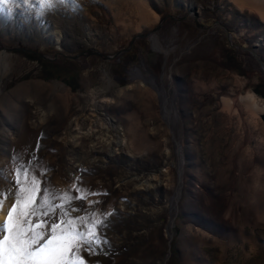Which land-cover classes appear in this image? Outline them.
<instances>
[{
    "label": "rangeland",
    "instance_id": "obj_1",
    "mask_svg": "<svg viewBox=\"0 0 264 264\" xmlns=\"http://www.w3.org/2000/svg\"><path fill=\"white\" fill-rule=\"evenodd\" d=\"M55 8L0 7L4 220L24 165L38 201L86 194L63 219L106 218L87 264H264V0ZM60 219L33 222L47 235Z\"/></svg>",
    "mask_w": 264,
    "mask_h": 264
},
{
    "label": "snow or ice",
    "instance_id": "obj_2",
    "mask_svg": "<svg viewBox=\"0 0 264 264\" xmlns=\"http://www.w3.org/2000/svg\"><path fill=\"white\" fill-rule=\"evenodd\" d=\"M71 2L78 5L79 0ZM21 3L31 7L32 0H0V7H6L11 12L14 6ZM66 3L68 0H38L40 14L45 9ZM15 172V200L6 219L0 222V232L3 233L0 236V264H87L81 253L91 255L108 243L101 232L106 223L103 215L97 218V214L92 213L63 219L70 215L68 204L73 199L84 200L86 194L71 197L65 192L58 197L63 203L54 204L52 194L44 190L38 201L41 180L24 165L17 167ZM29 173H32L31 179H28ZM22 174L24 179H21ZM11 194V190L0 191V209L4 198ZM57 210L60 222L53 220L46 235L45 224L34 223L33 218L55 215Z\"/></svg>",
    "mask_w": 264,
    "mask_h": 264
},
{
    "label": "bare ground",
    "instance_id": "obj_3",
    "mask_svg": "<svg viewBox=\"0 0 264 264\" xmlns=\"http://www.w3.org/2000/svg\"><path fill=\"white\" fill-rule=\"evenodd\" d=\"M54 15L59 17L57 8L54 9ZM89 36H90V38L94 39L96 37V32L95 31H89ZM60 38L61 37L59 36L58 39H60ZM161 94H162V104L170 112L171 116L175 120H177L178 116H179V108L177 106V101H176L175 97L174 98L169 97L167 89L165 87L161 88ZM243 101L246 103V106L248 108H257L258 109V108H260V106H262V105H260L261 103L258 101V98H257L256 94H254V93L248 94L246 97L243 98ZM181 175L183 176V171H181ZM181 193H182V191L179 190V192H178L179 198L181 197ZM4 218L5 217L3 215H0V222H3Z\"/></svg>",
    "mask_w": 264,
    "mask_h": 264
},
{
    "label": "water",
    "instance_id": "obj_4",
    "mask_svg": "<svg viewBox=\"0 0 264 264\" xmlns=\"http://www.w3.org/2000/svg\"><path fill=\"white\" fill-rule=\"evenodd\" d=\"M192 12L196 13L195 10H192ZM142 36H146V35H144V34H139V35H136V36L134 37V39H136V38H138V37H142ZM131 44H132V42H131ZM260 117H261V119H262L263 122H264V113L260 114Z\"/></svg>",
    "mask_w": 264,
    "mask_h": 264
}]
</instances>
